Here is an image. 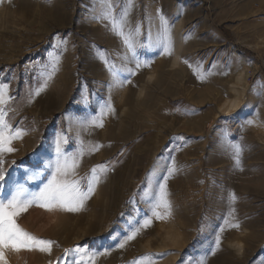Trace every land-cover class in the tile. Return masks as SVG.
I'll return each instance as SVG.
<instances>
[{
  "label": "rangeland",
  "instance_id": "rangeland-1",
  "mask_svg": "<svg viewBox=\"0 0 264 264\" xmlns=\"http://www.w3.org/2000/svg\"><path fill=\"white\" fill-rule=\"evenodd\" d=\"M112 3L119 15L127 0ZM133 5L123 31L140 27L134 51L104 18L102 0H0L6 120L25 130L4 156L3 193L16 182L38 191L62 138L69 164L79 161L68 179L86 186L94 167L107 166L80 210L33 205L24 213L23 228L55 243L51 253L8 252L9 264H77L81 254L65 249L78 246L108 250L95 264H132L149 253L155 264H264V0ZM58 38L67 43L54 47ZM36 170L43 175L26 181ZM165 176L171 210L158 219L145 193H157Z\"/></svg>",
  "mask_w": 264,
  "mask_h": 264
},
{
  "label": "snow or ice",
  "instance_id": "snow-or-ice-1",
  "mask_svg": "<svg viewBox=\"0 0 264 264\" xmlns=\"http://www.w3.org/2000/svg\"><path fill=\"white\" fill-rule=\"evenodd\" d=\"M107 6V11L104 14V18L108 19L112 24L113 31L123 37L124 44L131 50H135V37L140 35V27L137 26L134 32L125 34L123 31L125 24L128 22L130 10L134 6L133 0H127L126 6L121 9L119 15L115 12V6L112 0H102ZM161 24L163 26V42L161 46L164 48V53L170 54L171 49V30L168 27L167 20L161 15ZM60 43L66 44V41H60L58 38V44L54 47H59ZM51 55V54H50ZM55 63L52 65V71L47 73L48 78L58 70L57 65L59 63V57H54ZM140 65L138 64L137 67ZM109 70H113V66H109ZM115 74V73H114ZM203 79V77H201ZM45 87L47 81H45ZM9 85L0 83V264H9L8 252H21L24 250L32 251L38 250L40 252L51 253L52 246L55 241L49 239H43L35 236L23 228L19 223V218L26 213L33 205L45 208L47 210L60 209L64 211H78L83 207L84 202L90 198L95 191V184L98 182L97 176L98 169L105 170L106 165L96 166L92 169V176L88 180L86 186H82L81 180L68 179L70 172L74 175V168L79 163L74 159L72 164H69V157L66 155L64 149L61 147V143H67L66 139L57 140L55 147V158L48 160L44 164V170L50 171L51 175L48 177L47 182L43 183L42 187H39L38 191L31 190L26 182H16L12 189L8 193H3L2 182L5 181L7 169L4 167V156L7 153L15 152L16 149L12 147L13 141L16 139H22L25 134V130L17 128L12 130L11 124L6 120L7 112L4 105L11 101L12 97L8 95ZM42 90V89H40ZM40 90H37V94ZM111 110V106L108 105ZM95 123V121H93ZM248 124H254L255 121L249 120ZM102 126V123H101ZM235 151V160L237 166L240 165V157L243 152V148L240 144L232 145ZM83 155V152H80ZM15 163V161H13ZM175 171L173 165L169 169V175ZM43 175V170H36L26 176L25 180H36ZM168 177H164V182L159 183V191L149 196L145 193L151 201L150 211L153 216L158 219H163L160 209H164V215H169L171 210V203L168 200V192L166 190V181ZM151 224L150 218H145L141 227H148ZM232 227H239V224H232ZM223 229H221L222 231ZM141 231V228H135L130 234L126 235L117 244L118 248H123L128 241L134 239ZM220 238L217 236L216 244L219 246ZM215 249H213L214 253ZM65 252H76L81 254V259L77 261V264H84L83 255L87 254L90 264H95V259L98 256L106 255L108 250L103 253L98 250H90L88 248L77 247L75 249H65ZM132 264H155L153 254L149 253L143 257L134 260ZM201 264H205L201 261Z\"/></svg>",
  "mask_w": 264,
  "mask_h": 264
},
{
  "label": "trees",
  "instance_id": "trees-1",
  "mask_svg": "<svg viewBox=\"0 0 264 264\" xmlns=\"http://www.w3.org/2000/svg\"><path fill=\"white\" fill-rule=\"evenodd\" d=\"M28 158H29V156H28V154H26L25 155V157L24 158H22V159H24V160H28ZM22 159H19V160H17L18 162H20ZM94 239H92V238H86L84 241H83V243L82 244H90L91 243V241H93Z\"/></svg>",
  "mask_w": 264,
  "mask_h": 264
},
{
  "label": "bare ground",
  "instance_id": "bare-ground-1",
  "mask_svg": "<svg viewBox=\"0 0 264 264\" xmlns=\"http://www.w3.org/2000/svg\"><path fill=\"white\" fill-rule=\"evenodd\" d=\"M140 78V77H139Z\"/></svg>",
  "mask_w": 264,
  "mask_h": 264
}]
</instances>
